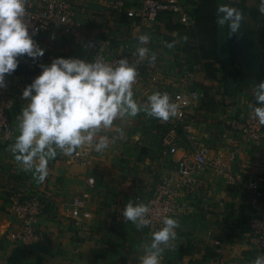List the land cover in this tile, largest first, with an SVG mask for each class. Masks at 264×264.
Instances as JSON below:
<instances>
[{
    "label": "crops",
    "instance_id": "0c3cea01",
    "mask_svg": "<svg viewBox=\"0 0 264 264\" xmlns=\"http://www.w3.org/2000/svg\"><path fill=\"white\" fill-rule=\"evenodd\" d=\"M228 5L241 10L243 21L251 29L259 48V71L264 79V13L258 10L259 0H228ZM225 26V31L217 33L215 78L207 77L200 65L189 59L183 50V36L177 30L166 29L163 35H153L159 76L169 86L197 92V129L199 134H207V143L213 150L222 146L223 133L236 137L226 123L231 118L243 119L248 102L253 105L256 102L254 88L258 84L252 74L243 33L239 29L232 34L229 21H225ZM168 43L173 46L167 47ZM62 56L82 55L70 51ZM231 66L234 75L242 72L245 76L232 79ZM36 70L40 72L39 68ZM26 75L29 84L34 76L27 72ZM26 103L23 98L17 100L12 114L14 140L0 147V264H19V261L25 264H137V256L143 254L151 232L119 220L110 209L126 204L136 193L145 192L160 182L166 169L189 150L183 133L179 130L176 134L177 151L162 156L163 120L148 117L142 111L124 126V138L114 131L107 132L113 138L109 147L86 164L70 163L57 150V156L49 161V175L39 182L32 172L22 170L10 151L19 134L17 117ZM138 134L136 142L131 135ZM240 143L229 171L218 173L208 167L199 174L188 196L191 211L175 217L179 222L177 236L173 246L162 253L161 264H251L255 258L257 244L250 233L249 221L256 209L249 205L247 192L234 179V174L258 177L264 193V140L259 147ZM87 176L95 178V185L89 188L84 205L91 217L84 225L88 232L83 237L69 216V200L86 188ZM13 191L25 194L39 191L45 195V208L36 222L43 239L32 248H22L5 239L7 231L19 227L18 218L6 208L7 196ZM262 207V204L258 206Z\"/></svg>",
    "mask_w": 264,
    "mask_h": 264
},
{
    "label": "built area",
    "instance_id": "2783aa9c",
    "mask_svg": "<svg viewBox=\"0 0 264 264\" xmlns=\"http://www.w3.org/2000/svg\"><path fill=\"white\" fill-rule=\"evenodd\" d=\"M191 1L194 0H27L30 31L34 30V39L45 52L35 62L22 56L17 69L5 77L7 86L0 89V147L11 144L15 137L13 109L27 85V75L22 66L40 69V63H50L54 57L70 51L79 52L81 58L86 60L99 55L105 62L114 63L120 57L127 56L131 62L135 60L133 49L137 45L136 37L148 33L150 41L147 46L157 54V59L154 62L145 59L138 64L139 74L133 85L134 98L138 103H144L153 91L167 92L178 109L174 117L162 122L161 154L167 156L177 151L176 134L179 130L190 147L174 166L166 169L160 182L145 192L136 193L133 199L148 204L151 224L143 228L150 232L161 227L165 215L177 217L191 211L188 196L204 169L212 167L218 173L227 172L241 148L240 141L259 147L264 140V124L255 118L251 109L253 104L248 102L242 120L231 118L226 123L236 137L223 133L222 146L213 150L207 143V134L201 135L197 129V92L169 86L159 76L153 35H163L167 27L173 24L192 26ZM142 119H145L144 115ZM139 136L131 135V138L138 142ZM59 153L70 163L86 164L100 152L85 147L77 149L71 156ZM234 179L246 190L249 205L256 209V214L249 221V228L256 239L257 253H264L263 185L258 177L242 173L234 174ZM85 184L86 188L69 200V216L83 237L88 232L84 225L91 217L84 205L89 197V188L95 185V178L87 176ZM45 201L43 192H11L7 196L6 208L18 218L19 227L7 231L5 239L18 243L22 248L37 246L43 239V233L36 222L44 211ZM261 204L263 207L259 209ZM124 205L110 209L123 222L121 210ZM18 263L25 264L23 261Z\"/></svg>",
    "mask_w": 264,
    "mask_h": 264
},
{
    "label": "clouds",
    "instance_id": "9594fccd",
    "mask_svg": "<svg viewBox=\"0 0 264 264\" xmlns=\"http://www.w3.org/2000/svg\"><path fill=\"white\" fill-rule=\"evenodd\" d=\"M26 3L27 0H0V89L7 86L5 77L17 69L20 57L27 56L35 62L45 52L34 39V30L30 31ZM258 10L264 13V0H259ZM217 12L222 16L219 23L229 21L232 34L239 31L243 20L240 9L224 0ZM136 40L135 60L131 62L127 56L114 63L105 62L99 55L92 60L57 56L50 63L38 65L40 72L22 90L21 98L27 103L17 117L19 134L10 146L23 171L32 172L35 179L43 182L57 150L66 156L85 147L102 152L113 139L107 132L114 131L124 138V126L138 113L143 111L163 121L177 114L178 106L167 92L153 91L144 103L134 98L138 64L157 59L147 46L148 33L139 34ZM166 46L171 48L173 44ZM254 96L252 112L264 124V81L255 86ZM149 211L147 203L131 198L121 210L124 221L138 229L151 224ZM178 227L174 216L165 215L161 227L150 233L151 239L144 245L143 254L137 256V264H161L162 253L173 246ZM251 264H264V253H257Z\"/></svg>",
    "mask_w": 264,
    "mask_h": 264
},
{
    "label": "trees",
    "instance_id": "16d2710c",
    "mask_svg": "<svg viewBox=\"0 0 264 264\" xmlns=\"http://www.w3.org/2000/svg\"><path fill=\"white\" fill-rule=\"evenodd\" d=\"M192 8L190 15L194 20L192 26L185 27L180 24H173L167 27L168 30L175 29L183 36V50L189 55L194 64L200 65L207 77H216L215 60L218 57L217 23L218 6L217 0H194L191 1ZM239 7V6H237ZM22 68L31 76H36L39 71ZM234 75V69L230 70L232 79H241L245 76L242 72ZM264 131V126H263Z\"/></svg>",
    "mask_w": 264,
    "mask_h": 264
},
{
    "label": "water",
    "instance_id": "95a60500",
    "mask_svg": "<svg viewBox=\"0 0 264 264\" xmlns=\"http://www.w3.org/2000/svg\"><path fill=\"white\" fill-rule=\"evenodd\" d=\"M223 2V0H219L217 2L218 5H221ZM222 19V18H220ZM219 20V19H218ZM225 22L224 23H217V33H222L223 31H225ZM239 29L241 30V32L244 35L245 38V45L248 48V57L250 59L251 62V66H252V74L255 76L256 81L259 83L260 81H264V79L261 76V73L259 71V48L257 47V45L254 42L253 39V35L251 32V29L249 28V26L242 20V22L240 23V27ZM219 36V35H218ZM219 40V37H218Z\"/></svg>",
    "mask_w": 264,
    "mask_h": 264
}]
</instances>
